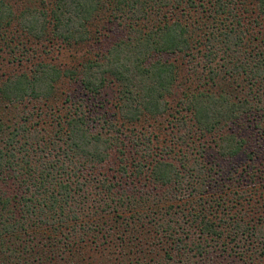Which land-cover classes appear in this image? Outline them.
Instances as JSON below:
<instances>
[{"label": "trees", "instance_id": "trees-1", "mask_svg": "<svg viewBox=\"0 0 264 264\" xmlns=\"http://www.w3.org/2000/svg\"><path fill=\"white\" fill-rule=\"evenodd\" d=\"M52 1L46 10L28 7L17 15L0 0V37H12V27L28 41L49 33L63 46L57 65L41 61L0 84L6 102L0 110V264H202L218 251L264 261V151L248 149L249 139L264 143V0H108L106 24L95 20L106 9L103 0ZM81 47L87 52L80 54ZM68 48L74 64L63 68ZM172 56L186 61L195 85H179L181 68ZM64 79L95 99L115 87L117 119L103 118L107 138L94 132L83 105L59 115L50 138L7 111L53 102ZM176 96L173 114L169 99ZM165 116H172L175 133L163 155L132 127ZM216 134L222 159L254 165L251 202L263 204L255 216L193 197L173 207L160 196L161 189L181 185L183 171L208 194L215 173L187 163L203 159L204 139ZM125 143L140 154L135 166L140 174L148 170L152 191L126 193L96 176L95 166L115 147L124 153ZM183 146L194 160L185 153L172 158Z\"/></svg>", "mask_w": 264, "mask_h": 264}, {"label": "rangeland", "instance_id": "rangeland-1", "mask_svg": "<svg viewBox=\"0 0 264 264\" xmlns=\"http://www.w3.org/2000/svg\"><path fill=\"white\" fill-rule=\"evenodd\" d=\"M107 1L108 0H103L106 9L103 10L104 12L102 11V13L99 14V17L95 19L104 20L105 24L108 15L110 14V8H107L109 7ZM6 2L11 5L17 15L22 13L23 10L28 7L29 9L37 8L38 10H43L47 7V5L51 6L53 4L52 0H6ZM44 10H46V8ZM108 26L109 25H107V27ZM10 30L12 34H14L12 37H0V84L5 82V80L11 76L31 71L41 61H52L51 63L57 65L60 47L63 48V46H60V43L57 41L50 40L52 38L48 35L49 33L42 37V39H35L32 37L31 40L28 41L27 38L20 35V32L15 33L14 28L10 27L7 31L10 32ZM114 33H117V31L114 30ZM84 48L85 47H81V49L78 48L80 54H83L85 50L87 52L88 48L85 50ZM67 51L68 52L62 56L64 61L63 68H71L74 64L71 55L73 51L69 48ZM170 59L171 61L176 59L177 65L181 68L178 82L179 85H182L183 88L195 85L196 82H192L194 78L187 74L190 67L189 65H185L186 61H183V59L179 56H172ZM182 63L184 65H182ZM56 88L55 100L49 104L29 101L18 106L16 105L10 107L7 111H10L11 115H15V117L17 115L20 117L23 116L21 121L30 119L33 125L36 124V127L44 137L50 138V134L54 133L56 121L60 119L59 115L65 118L66 115L74 112L75 108H78L79 105H83L82 108L86 112H88V110L90 111L87 113V116L90 120V124H93L92 126L94 127V132H102V135L105 138L110 135L106 125L103 123V118H109L113 122L117 119V117H115L117 111V94L115 87H110L109 85V87L105 88L97 99L92 98L89 95H85L77 82L70 81L68 79H64L59 82L56 85ZM67 97L70 99L67 100ZM169 101L172 105L171 107L173 108L171 113L175 114V105L178 101V97H172ZM5 106L6 102H2V100H0V110H3ZM85 106L86 108H84ZM171 122L172 116H165L158 119L144 118L141 122L134 124L132 128L136 129V132L134 133L136 137L142 138L144 135H147L146 137L149 136L153 139L152 148L158 149V151H156L157 153L165 155L167 154L166 151H161V149L167 147V150H170L173 148L171 147V139L172 136H174L175 131L170 125ZM8 124L11 123H7L6 121V125ZM129 127L130 125H128V128ZM219 137L220 135L216 134L205 138L204 158L201 159L202 157L196 156L198 161L197 163L194 164L195 161H188L187 163V167L199 164L202 167L206 166L212 171V173H215V175L212 174V177L210 178L213 186L210 187L208 194L203 195L204 189L200 188V186H196L193 183L195 182L193 177L183 171V174L181 175L184 177L181 179V185H171L160 190V196L162 195L164 197L163 200H166L164 201L166 205L169 204L170 206L173 205V207H183L187 203L186 200L188 198L190 200V198L193 197L195 200L202 198L211 204H213L214 200L222 201L223 203L227 202L228 205H226L229 206L228 210H232L234 214L237 213V210L243 214L247 211L252 213L255 210H258V208H261L263 211V207H261L263 204L258 201L259 205L253 206V202H251L253 198L251 199L250 197L252 189L248 185V174L252 171V168H254L253 163H247L244 158L222 159L218 153L216 144H214ZM257 140L258 141L252 138L249 139L248 143V149L254 150L255 154L264 151L262 150L264 143L261 142L259 138ZM259 142L262 144L259 145ZM179 148L180 147H177L175 151L176 155H172L174 160L177 161L182 158L181 156H184V153L190 158V160H194L193 157L195 155L191 157L189 155L188 148L185 146L181 147L182 149ZM122 150L124 153H120L117 147L110 150L107 160L103 164L95 166L94 171L96 176L99 178L100 176H105L112 184H116L117 188L125 190L126 193L147 189L152 191V186L149 184L147 177L149 175L148 170L146 169L144 173L140 174L138 173V168L135 166L140 160V154L136 152L135 148L130 143H125ZM218 170L224 172L221 173V175L224 176L221 179H219L220 173H218ZM217 178L219 179L218 181ZM155 191L158 192L159 190ZM151 193L153 195V192ZM192 194H195L196 196L194 197ZM221 194H223L224 201L220 199ZM259 200L263 202V200ZM230 214L233 215V213ZM252 255L253 256L242 254L239 255L238 258H235L233 255L228 256L218 251L209 255V260L206 259L205 261H201V263L264 264L262 259L257 258L255 254Z\"/></svg>", "mask_w": 264, "mask_h": 264}]
</instances>
